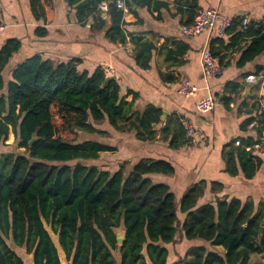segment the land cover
Here are the masks:
<instances>
[{"label": "trees", "instance_id": "1", "mask_svg": "<svg viewBox=\"0 0 264 264\" xmlns=\"http://www.w3.org/2000/svg\"><path fill=\"white\" fill-rule=\"evenodd\" d=\"M29 1L39 20L42 0ZM124 1L129 9L132 3L151 2ZM65 2L75 9L79 23L99 14V5L106 2V36L112 43L125 42L123 11L115 0ZM241 20L234 18L208 47L222 69L230 65L224 62V51H235L239 69L264 56V23L242 27ZM19 47L11 39L0 48V264H29L27 256L32 264H167V245L174 247L181 239L201 240L211 249L191 248L173 264H252L251 256L264 253L263 202L216 196L223 186L210 182L213 200L200 203L207 190L205 180L189 185L177 199L168 185L150 178L173 174L165 160L143 158L128 169L123 161L114 171L93 163L102 153L117 152L116 146L96 140L109 137L103 125L118 133L134 131L136 140L150 142L157 136L160 108L147 105L133 112L135 94L121 96L117 81L108 80L102 68L88 74L71 62L56 64L38 55L13 68L6 81L4 70ZM226 93L215 97L228 106L232 93ZM253 120L263 123L264 117L250 116L246 124ZM256 129L259 135L261 128ZM9 133L13 146L6 145ZM169 135L171 149L190 142L174 115L159 140L167 142ZM238 141L225 155L226 169L236 175L238 163L243 177L252 179L263 161L245 148L257 140ZM122 230L125 239L118 245L116 233ZM213 247H221L223 253Z\"/></svg>", "mask_w": 264, "mask_h": 264}, {"label": "crops", "instance_id": "2", "mask_svg": "<svg viewBox=\"0 0 264 264\" xmlns=\"http://www.w3.org/2000/svg\"><path fill=\"white\" fill-rule=\"evenodd\" d=\"M41 2L43 17L37 20L29 0H0V48L11 39L20 44L4 70L6 81L13 68L34 55L56 64L71 62L79 72L88 74L108 66L116 75L114 79L121 88V96L127 92L135 94L133 112H140L147 105L162 110L161 122L155 127L157 136L150 142L136 140L134 131L118 133L103 125L102 130L109 137L103 136L100 141L116 146L117 152L102 153L100 167L114 171L123 161L128 162V169L143 158L165 160L173 167V174L150 178L168 185L177 199L189 185L205 180L207 190L200 203L213 200L210 182L223 186L216 196L237 198L242 202L249 198L264 203V157L259 156L263 164L252 179L243 177L238 163L237 174H229L225 161L226 153L232 146L239 145V139L258 141L257 129L249 128L246 120L250 116L258 117L259 108L264 105V70L259 69L264 66V56L239 69L235 66V51H224V62L229 61L230 65L223 69L220 77L207 79L203 74L201 53L220 37L215 29H205L190 37L181 32L182 27L193 22L195 10L206 8L217 9L233 18H247L248 22L264 23V0H151L149 5L143 6L141 2L132 3L130 9L125 6L123 11V44L112 43L107 38L110 25L104 12L99 10V14L93 15L97 17H87L85 22L79 23L75 9L68 7L65 0ZM250 76L254 77V82L246 80ZM185 80L197 88L193 96L177 93ZM229 84L238 87L228 89ZM225 91L226 97L232 93L228 106L215 97L217 94L223 97ZM207 95L214 98L216 106L200 114L196 104ZM173 115L180 121L187 120L197 133L176 150L168 147L170 135L167 142L159 140L167 119ZM8 140L6 145L13 146L12 133ZM183 216L179 214V219L183 220ZM202 246L211 249L201 240L181 239L174 247L167 245V264L183 259L189 249ZM213 248L223 253L221 247ZM256 260L264 264V253L251 256L252 264ZM147 264L151 263L147 260Z\"/></svg>", "mask_w": 264, "mask_h": 264}, {"label": "built area", "instance_id": "3", "mask_svg": "<svg viewBox=\"0 0 264 264\" xmlns=\"http://www.w3.org/2000/svg\"><path fill=\"white\" fill-rule=\"evenodd\" d=\"M115 6L117 9L124 11L125 3L124 0H115ZM99 10L101 12H107L108 5L106 2H102L99 5ZM234 22V18L230 16H226L221 14L217 9L214 8H206V9H197L194 14L193 22L184 26L181 29V32L185 36H196L201 33L203 30L215 29L218 37H222L231 24ZM248 20L247 18H242L241 26L247 27ZM2 29V25L0 24V30ZM201 63L204 77L207 79H215L222 75L223 69L218 66L216 59L212 56L210 50L204 49L201 53ZM105 71V74L108 78L114 79L116 75L113 73V70L104 66L102 68ZM249 82H254V77L250 76L246 78ZM197 92V88L191 84L190 81H183L178 88L177 93L184 97L193 96ZM216 106V101L210 95H207L203 99H201L196 104V110L200 114H205L210 112ZM264 115V105L259 108V112L257 114L258 117ZM181 124L185 129L187 138H193L196 136V131L193 126L185 119L181 120ZM248 127L251 129L261 128V132L258 137L257 143L253 147L247 148V151H253L255 155L258 157H264V122L261 123L258 120H253L248 124Z\"/></svg>", "mask_w": 264, "mask_h": 264}, {"label": "rangeland", "instance_id": "4", "mask_svg": "<svg viewBox=\"0 0 264 264\" xmlns=\"http://www.w3.org/2000/svg\"><path fill=\"white\" fill-rule=\"evenodd\" d=\"M101 137L102 136H96V140L97 141H100L101 140ZM84 138L85 139H88V138H90V136L89 135H85L84 136ZM9 142V140L6 142V143H8ZM11 142V141H10ZM17 151H19V150H17ZM99 162H100V159L99 160H97V161H95V162H93L94 164H96L97 166H99L100 164H99ZM85 164H92L91 162H84ZM19 253H22L21 251H18ZM115 255H116V252H115ZM28 257V260H29V264H32V260H31V258H30V256H27ZM25 258V257H24ZM251 264V263H250ZM254 264H259V262L256 260L255 262H254Z\"/></svg>", "mask_w": 264, "mask_h": 264}, {"label": "water", "instance_id": "5", "mask_svg": "<svg viewBox=\"0 0 264 264\" xmlns=\"http://www.w3.org/2000/svg\"><path fill=\"white\" fill-rule=\"evenodd\" d=\"M108 80H111V78H108ZM35 139H33L30 144L34 141ZM125 239V231H119L116 233V242L118 245H121L123 243Z\"/></svg>", "mask_w": 264, "mask_h": 264}]
</instances>
